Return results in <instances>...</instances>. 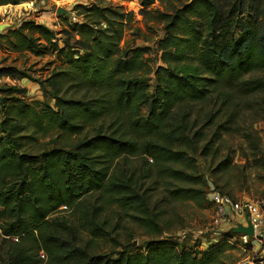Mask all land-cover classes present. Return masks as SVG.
Returning <instances> with one entry per match:
<instances>
[{
	"label": "trees",
	"instance_id": "obj_1",
	"mask_svg": "<svg viewBox=\"0 0 264 264\" xmlns=\"http://www.w3.org/2000/svg\"><path fill=\"white\" fill-rule=\"evenodd\" d=\"M138 1L147 14L156 0ZM175 1L158 19L164 36L155 68L145 61L147 47L120 46L133 14L111 0L77 5L80 21L60 17L58 32L34 20L0 32L1 49L55 57L41 80L0 66V78L34 81L42 93L28 100L25 87L0 84V264H44L40 252L45 264H225L239 238L232 231L195 247L156 238L136 251L91 246L103 237L95 221L101 205L138 212L131 217L141 228L155 225L139 193L146 180L174 182L166 187L171 199L204 200L206 191L190 185H206L196 159L217 158L232 129L218 116L235 112L236 95L264 94V76L253 75L264 73V0ZM206 101L211 108L200 113ZM249 149L258 161V146ZM137 156L144 167L124 163ZM232 163L225 156L215 171ZM94 195L99 206L90 203ZM85 233L91 238L83 242ZM258 254L252 264H264Z\"/></svg>",
	"mask_w": 264,
	"mask_h": 264
},
{
	"label": "rangeland",
	"instance_id": "obj_2",
	"mask_svg": "<svg viewBox=\"0 0 264 264\" xmlns=\"http://www.w3.org/2000/svg\"><path fill=\"white\" fill-rule=\"evenodd\" d=\"M94 0H28L19 5L0 6V32L7 28L16 27L25 20H34L51 30L58 32L62 29V19L65 17L70 22H79L75 7L77 5H88ZM112 4L123 6L126 12L133 14L132 29L127 28L120 46L129 45L134 47H147L149 52L144 56L150 68L161 65L159 53L156 50V42L164 36L162 30L163 23H159L160 14H169L178 5L175 0H156L154 4L146 10L149 13H142L139 1L120 2L111 0ZM64 11L57 14V11ZM53 55L45 57H35L30 53H14L0 48V66H12L18 70L25 71L32 79L41 80L45 78L55 65ZM58 65V62H55ZM254 76H264V73H254ZM247 79V76L244 77ZM154 76L151 73L148 81L153 84ZM0 84H17L27 89L26 98L28 100L41 99L42 93L38 84L31 80L13 81L9 78H0ZM234 101L238 102L235 112L230 116L229 112H224L218 116L217 123L227 122L232 128L228 133L223 134V139L218 147L217 158L201 157L196 159V172L205 182V186H194L206 193L210 189L218 190L224 194L228 191L232 195L229 197L234 201L260 200L264 199V94L262 92L251 96H234ZM208 101L197 105L202 111L209 110ZM203 121H200L202 124ZM203 126V124H202ZM251 146H258L259 151L255 153L258 161L253 160L250 152ZM225 156L232 157L231 168L219 173L216 170L219 161ZM127 166H143L142 157H131L125 160ZM123 163V164H124ZM259 164V165H257ZM257 165V166H256ZM147 167V165H146ZM150 167V175L157 176L153 166ZM152 180V179H151ZM146 180L139 191L144 211L154 221V226L141 228L136 224L131 215L138 212L133 210L122 211L117 206H104L96 211L95 221L103 231V237L94 239L92 251L94 253H109L115 251H136L142 250L147 241L156 239H168L173 242L183 243L186 247H195L196 243H203L217 239L224 232L231 231L228 224L214 225L212 222L214 211L211 204L206 200H174L169 197L166 187H173L174 182L154 179ZM218 186V187H217ZM228 196V195H227ZM90 203L93 206L100 205V199L94 195ZM91 207V206H89ZM60 218H69V212L57 214ZM91 236L82 234L85 242ZM234 249L227 253L224 259L225 264H252V260L260 257L257 246L245 247L238 238L233 239ZM260 250V249H259ZM43 263L47 258L43 252L39 253Z\"/></svg>",
	"mask_w": 264,
	"mask_h": 264
},
{
	"label": "built area",
	"instance_id": "obj_3",
	"mask_svg": "<svg viewBox=\"0 0 264 264\" xmlns=\"http://www.w3.org/2000/svg\"><path fill=\"white\" fill-rule=\"evenodd\" d=\"M205 199L213 207L212 222L214 225L235 222L233 226L235 227L239 220H243L244 225L249 220L254 229V238L249 239L247 236L239 235L238 239L241 244L251 245V240H256L257 243H260L264 230V199L234 201L229 196L215 189H210L206 193Z\"/></svg>",
	"mask_w": 264,
	"mask_h": 264
},
{
	"label": "water",
	"instance_id": "obj_4",
	"mask_svg": "<svg viewBox=\"0 0 264 264\" xmlns=\"http://www.w3.org/2000/svg\"><path fill=\"white\" fill-rule=\"evenodd\" d=\"M63 13L64 11H60V10L57 11V14H63ZM1 29L2 28L0 27V31ZM231 231L238 235L247 236L249 239L254 238V229L249 220L246 221L245 225L237 224L235 227L231 228Z\"/></svg>",
	"mask_w": 264,
	"mask_h": 264
},
{
	"label": "crops",
	"instance_id": "obj_5",
	"mask_svg": "<svg viewBox=\"0 0 264 264\" xmlns=\"http://www.w3.org/2000/svg\"><path fill=\"white\" fill-rule=\"evenodd\" d=\"M238 224H244V221L243 220H239ZM230 228H233V225L230 226ZM260 243H257L256 240H251L250 243L251 245H254V247L257 246L258 248V251L260 253H263L264 252V230H263V237H262V240L259 241ZM260 249V250H259Z\"/></svg>",
	"mask_w": 264,
	"mask_h": 264
}]
</instances>
